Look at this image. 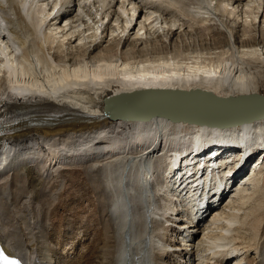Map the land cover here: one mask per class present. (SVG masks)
<instances>
[{
	"label": "bare ground",
	"instance_id": "bare-ground-1",
	"mask_svg": "<svg viewBox=\"0 0 264 264\" xmlns=\"http://www.w3.org/2000/svg\"><path fill=\"white\" fill-rule=\"evenodd\" d=\"M137 1L140 7L131 10L118 7ZM176 1L197 8L184 13ZM231 1L230 6L226 0H0V83L5 85L0 111L10 116L4 115L9 136L0 137V249L26 264H152L151 252L157 264H237L217 259L224 254L241 264H264V119L216 129L163 118L112 119L105 108L107 96L153 88H200L220 97L264 94L259 91L264 49L256 47L264 41H242L230 30L228 40L220 38L227 25L221 19L240 7L252 25L257 19L261 24L264 0ZM187 28L213 33L216 45H227L224 61L201 63V52H188L191 62L180 63L182 50L173 39ZM162 37L166 41L151 52L133 50ZM129 43L133 52L125 49ZM73 44L84 58L71 62L74 51L61 58V48ZM104 44L109 46L100 51ZM114 44L122 46L119 52L111 49ZM10 48L41 66L57 63L59 70L27 82L26 68L6 59ZM61 143L72 144L67 155L52 151L45 158L43 149L61 151ZM210 147L216 154L226 150L215 166L246 160L241 172L253 175L244 176L238 187L236 176L234 196L213 209L198 191L180 192L176 182L191 174L193 183L207 188L216 179L208 167L201 174L197 169L199 151ZM67 162L77 165L66 172L61 164ZM230 174L222 172L220 187L228 185ZM66 178L72 189L64 188ZM16 208L27 217L32 208L37 213L31 225L38 231L29 243L17 236ZM86 242L92 245L63 262L52 251L35 255L51 250V244H72V250Z\"/></svg>",
	"mask_w": 264,
	"mask_h": 264
},
{
	"label": "water",
	"instance_id": "water-1",
	"mask_svg": "<svg viewBox=\"0 0 264 264\" xmlns=\"http://www.w3.org/2000/svg\"><path fill=\"white\" fill-rule=\"evenodd\" d=\"M107 116L135 121L170 122L227 129L264 119V94L220 97L194 88L144 89L107 96Z\"/></svg>",
	"mask_w": 264,
	"mask_h": 264
},
{
	"label": "rangeland",
	"instance_id": "rangeland-1",
	"mask_svg": "<svg viewBox=\"0 0 264 264\" xmlns=\"http://www.w3.org/2000/svg\"><path fill=\"white\" fill-rule=\"evenodd\" d=\"M123 1V0H122ZM247 1H244L243 4H247ZM177 2V1H176ZM186 2V1H185ZM184 1H182L181 3H184V4H180V2H177L174 4H177L175 5L176 7L178 6V8L180 9H183L184 13H186V10L185 8H188V10H191V9H196L197 6L196 5H191L189 4L188 5V2L185 3ZM231 0H226L225 3H229L230 6L232 3ZM215 3V2H214ZM224 3V2H223ZM250 3V2H249ZM129 4V6H128ZM140 3L137 1V5L136 6H133V5H130V3H127L123 5V2L118 4V7H122L124 6V8H128L129 10L133 9V8H137V7H140ZM225 4H223L224 6ZM252 5V4H251ZM186 6V7H185ZM192 7L189 9V7ZM245 7V6H244ZM90 8V6L88 7ZM187 10V12H188ZM182 11V10H181ZM237 13L236 15V18L237 20L235 19L234 20V17H235V14ZM234 15H232L230 18L226 19V18H222L221 20L224 21V23H227L226 27H223L224 28V32H223V35L224 36H220L221 39H226L228 40V36H226V33H227V30H230V32L228 31V33H233L234 32V36L237 38L239 37L240 40L244 41V39L246 38H249V39H254V40H258L259 41H264V22H263V18L261 20V24H259V19H257L255 22H256V26L252 25V17L250 15H245V13L242 11L241 12V7L238 9H236V12H235ZM183 23V22H182ZM245 24V26H244ZM186 26H188V22H186ZM216 26H218V28H221V26L218 24V25H215V28H217ZM229 26V27H228ZM222 28V29H223ZM227 28V29H226ZM243 29V30H242ZM138 29H136V32H137ZM219 30V29H218ZM226 30V31H225ZM188 31H190L189 28H187V30H185V32L182 33H177V35L175 36V38L173 39V44H176V45H179L178 47L180 48V50H182L181 52H178L177 53V57H178V61L181 63L183 61H189L191 62V60H188L187 57H186V53L188 52H194V54H196L197 52H201V54H199V60L201 61V63H210V62H218L219 60H222L225 55V58L227 57L226 55L227 54H224V50L226 49H229L227 45H225V47H219V45H216V42L213 41L214 37H212V34H207V32H201L200 30H197V31H192L190 33H188ZM246 31V32H245ZM187 32V33H186ZM110 34V33H109ZM203 34V35H202ZM205 34V35H204ZM180 35V36H178ZM211 35V37H210ZM183 36V38H182ZM133 37V36H132ZM180 37V38H179ZM109 39H110V36H109ZM184 39V40H183ZM166 41V37H162V38H157V39H154L151 43H144L142 45L138 44L137 47L135 49H133V45L134 44H127L126 46V50H130L131 49V52H133V50H136L137 52L141 51V50H145V49H149L150 52L151 50L153 51V48L155 47H159L158 43L161 44V41ZM5 41H8V40H5ZM175 41V42H174ZM264 43V42H263ZM263 43H260L259 42V45L256 46L259 50L260 48L261 49H264V44ZM73 46V47H72ZM76 44L74 45H64L61 50H60V57L61 58H64V57H68L67 56V53L69 52H72L74 51L73 53H75V57L74 56H71V62H73L75 59H79L78 57H80V59H83L84 57H82L83 55V52L80 51L79 55L81 56H78L77 54V51H76V48H75ZM105 46V47H104ZM107 46V44L103 45V47L100 48V51H102L103 49H105ZM109 46V45H108ZM107 46V47H108ZM263 46V47H262ZM113 47V48H112ZM122 46H119L117 47L116 44H114L113 46H111V49L114 50V52L116 51H120ZM219 47V48H218ZM11 49V48H10ZM133 49V50H132ZM183 50L187 51V52H184ZM13 52L12 54L14 55H10V52ZM11 51H8L6 50V52H4V54L6 55V59L10 62H13L14 65H16V67L18 66V68H22V67H25L26 70H27V73L26 75L28 76H25L24 79L26 80L27 79V82L28 81H41L42 77L43 78H47V76H53L55 74V72H58L59 69H55L57 63H51V66L46 64L45 62V65L41 66V64L37 63V59L34 57V58H31L30 59H26L25 56H23V52L17 48H12ZM16 51V52H15ZM262 51V50H261ZM228 56L230 55V50L228 52ZM9 54V55H8ZM260 54V53H259ZM258 54V55H259ZM35 55V54H33ZM13 56V57H11ZM82 57V58H81ZM197 57V56H195ZM22 60V61H21ZM224 61V60H222ZM30 62H33V63H30ZM21 63V64H20ZM30 63V65H29ZM38 64V65H37ZM75 64H78L77 62ZM48 65V66H47ZM53 65V67H52ZM88 68H90L91 64H88ZM39 66V68H38ZM45 66V67H44ZM50 66V67H49ZM44 67V68H43ZM47 67H49L47 69ZM51 68H54L55 71ZM28 70L30 71V73L28 72ZM36 70V71H35ZM38 71V72H37ZM31 76H30V75ZM37 76V79H36V76ZM43 75V76H42ZM45 75V76H44ZM40 77V78H39ZM31 79V80H30ZM40 79V80H39ZM0 86H1V89H4L5 88V85L4 83L1 81L0 83ZM3 86V88H2ZM261 93H264V88H260ZM68 145V146H67ZM60 147H62V150H63V153H62V150L58 151L54 148H46V154L48 155V152H54V155H58V153H60V155H64V154H67L68 150L71 149L70 146H72V144L70 143H61L59 144ZM66 147V148H65ZM70 147V148H69ZM69 148V149H68ZM57 152V154H56ZM52 154V153H51ZM257 155V154H256ZM72 167V164L70 166H64V168H67L69 170H67L66 172H70V168ZM66 170V169H65ZM65 184L64 185V188L65 186H70L71 183H69V181H67V178H66V181H64ZM63 182V183H64ZM69 184V185H68ZM251 188V187H250ZM68 189H72L71 186L70 188ZM17 219H18V216H17ZM19 220V219H18ZM50 223H48L49 225ZM48 227V226H47ZM56 240H58V236L56 237ZM60 240V239H59Z\"/></svg>",
	"mask_w": 264,
	"mask_h": 264
},
{
	"label": "snow or ice",
	"instance_id": "snow-or-ice-1",
	"mask_svg": "<svg viewBox=\"0 0 264 264\" xmlns=\"http://www.w3.org/2000/svg\"><path fill=\"white\" fill-rule=\"evenodd\" d=\"M13 264H18V262L14 261Z\"/></svg>",
	"mask_w": 264,
	"mask_h": 264
}]
</instances>
